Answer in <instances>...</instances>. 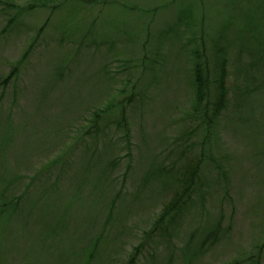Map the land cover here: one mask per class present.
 <instances>
[{"label":"rangeland","instance_id":"374dc122","mask_svg":"<svg viewBox=\"0 0 264 264\" xmlns=\"http://www.w3.org/2000/svg\"><path fill=\"white\" fill-rule=\"evenodd\" d=\"M248 10L255 41L231 18ZM222 30L230 105L209 133L188 45L212 68ZM263 32L264 0H0V81L18 65L0 85V264H264ZM177 138L204 160L167 240L150 231Z\"/></svg>","mask_w":264,"mask_h":264},{"label":"trees","instance_id":"16d2710c","mask_svg":"<svg viewBox=\"0 0 264 264\" xmlns=\"http://www.w3.org/2000/svg\"><path fill=\"white\" fill-rule=\"evenodd\" d=\"M252 12L249 13V10L248 12L242 11L240 15H236V18H234V15H232L231 18L236 19V21H243L244 25L242 24L240 29L246 37L255 41L258 37H256V29L259 26L253 23L255 17ZM239 16L242 17V20L238 19ZM229 24L230 23L227 24V27ZM226 30H222L220 34L212 39V68H210V62L206 56V45H203L204 47L202 49L197 46H192V41H190L188 45L190 46L188 48V60L190 62L189 73L194 89L192 114L193 117L200 119L201 126L205 124L206 132L209 133H214L216 131L218 120L222 117V114L225 110H227V108H229L230 105L229 98L231 89L227 84V79L230 75L228 70L229 45L226 43H229V39L227 38V35H225ZM259 35L262 36L260 42L254 46L256 49H250V52L252 50L254 55L258 52V50H260V53L264 52V32ZM247 47L250 48L248 45ZM244 50H246V46H241V53ZM17 71L18 65H13L5 79L0 81V85L6 84L12 80L17 75ZM212 76H214V78H212ZM94 112L92 113V115H94V119H92V121L97 120L98 117V114ZM93 128L97 129L98 127L93 126ZM178 140H180V138L175 140V144L176 146H179L180 149L179 158L182 160L177 162V164L180 163V165L178 166L175 164L171 168H164L162 169L164 174L161 173L165 176L167 182L171 184V188L173 189L174 187V189L171 193L170 199L164 204L162 214L155 222L154 228L150 231L156 232L157 229L164 235L163 237L167 235V231L170 227L166 225L165 218H169L171 222H173L175 219H179V217L188 210L191 199L197 189V179L199 178L198 176L200 175V169L204 160V154L202 151L200 153L201 155L199 153H194V145H192V143L182 144V142ZM0 196H2V192H0ZM19 197L20 196L16 199H12L9 203L6 202L5 204L10 205L9 207L15 208ZM216 235L217 234L215 233L213 235H208V237L211 238L210 236ZM165 238L168 240L167 237ZM206 239L207 238L204 239L203 243L207 242ZM217 239V237L211 238L214 242H216ZM142 245L143 244L140 243L136 247V251H139Z\"/></svg>","mask_w":264,"mask_h":264}]
</instances>
